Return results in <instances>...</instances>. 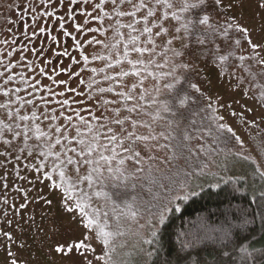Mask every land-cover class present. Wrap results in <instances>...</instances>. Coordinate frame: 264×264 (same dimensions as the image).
Masks as SVG:
<instances>
[{
	"label": "rangeland",
	"instance_id": "374dc122",
	"mask_svg": "<svg viewBox=\"0 0 264 264\" xmlns=\"http://www.w3.org/2000/svg\"><path fill=\"white\" fill-rule=\"evenodd\" d=\"M64 3L67 4V0ZM261 5H264V0H222L220 11L233 25L228 31L247 28L244 36L253 43L264 45V6ZM73 9H76L75 18ZM64 13L65 8L56 0H0V41H9L8 44L0 43V63L15 62L22 54L26 57L22 63L29 67L24 69L17 65L14 71L26 73V78L36 76L31 71L33 68L45 69L48 76L57 81L68 80V73L61 71L64 67L80 72V67L70 56L83 57L87 54L84 49L89 45L85 42L82 48H78L72 37L61 33L72 31L69 25L74 27L80 23L81 13L75 3L68 7L67 23L60 19ZM224 18L219 24L226 28ZM120 23H127V20L120 18ZM60 24H64V28ZM98 24L99 21H93L91 26L94 28ZM149 27L155 31L154 25ZM38 28L45 31L40 32ZM121 31L127 34L130 30L122 28ZM147 35L141 36V41ZM72 36H78L81 41L86 37L91 39L87 31L83 34L73 32ZM96 37L105 43L115 42L111 31L107 35L96 33ZM154 38L159 44V37ZM224 40L221 36L208 46L219 55H214L207 48L201 49L198 57L187 59L189 67L186 69L175 68L171 51L166 53L169 60L163 71H175L177 79L148 77L140 88V92L146 95L145 100L139 101L143 107L138 108L139 114L131 113L132 118L138 120L136 128H129L128 120L122 126L129 132L134 131L137 137L148 136L149 139H126L124 144L130 148L128 152L102 140L109 151L100 149L94 152L92 159L95 163L85 166L86 170L82 167L81 174L74 175L80 181L75 187L76 192L68 193L66 185H62L61 199L69 205L66 209L58 212L50 208L49 202L38 196L37 184L26 180L18 183L13 177L16 172L14 175L5 174L7 186H0V264H141L143 255L147 254L145 245L149 244L152 231L162 223L159 217L165 206L169 209L166 217L173 209L180 208L201 185H218L229 176L243 178L245 174L242 171L250 164L264 175V66L257 63L258 57L245 40H241L239 45L233 43L227 51L222 43ZM91 47L99 48L102 55L109 51L101 45L93 44ZM120 47H123V41ZM175 47L178 49L179 45ZM64 50L70 55H63ZM163 50L157 49L158 52ZM221 55L226 59H221ZM261 55L264 56V52ZM118 58L124 60L123 55ZM156 60L165 63L160 56ZM124 63L127 64V60ZM93 67L97 68L96 72H91ZM103 67L99 60L83 62L82 78L92 88L77 87L78 92L84 91V97H77L82 103L73 104L71 94L65 92L69 97V111L75 108L94 125L97 122L88 112L96 113L97 110L86 98H94L98 83L107 85L109 82L108 86L120 87H116L117 91L127 90L113 81L104 80L105 75L115 76L116 73L107 69L101 72ZM114 67L120 69L122 66L114 63ZM153 70L159 77L160 70ZM36 78L44 84L50 83L45 76ZM75 79L73 76L72 80ZM184 80L191 93L184 96L185 105L180 107L181 110L178 112L174 108L175 111L170 110L169 115V111L162 110V103L167 101L164 96L169 90L165 84L177 86ZM69 86L74 85L70 83ZM55 88L63 91L64 86L57 84ZM41 94L34 93L38 98ZM153 98L160 103H151ZM136 103V100L132 101V105ZM175 104L177 106V101L173 100ZM176 117L180 118L179 126ZM109 126L117 129L114 124ZM81 130L91 139L85 129ZM20 146L25 150L20 157L28 166L32 159L26 158L27 145ZM100 152L109 157V161L99 159ZM22 165L18 163L16 169ZM93 168L101 171H93ZM85 172L91 179L88 189L80 179ZM58 179L52 176L53 182L57 183ZM262 189L264 191V182ZM102 197L107 202L114 201V204L102 208ZM89 204H96V207L89 208ZM69 208L72 211H68ZM82 241L87 247H77Z\"/></svg>",
	"mask_w": 264,
	"mask_h": 264
},
{
	"label": "snow or ice",
	"instance_id": "6c2138e0",
	"mask_svg": "<svg viewBox=\"0 0 264 264\" xmlns=\"http://www.w3.org/2000/svg\"><path fill=\"white\" fill-rule=\"evenodd\" d=\"M56 3L65 8L64 16L60 17L61 20H65V23H67L65 18L68 16V7L74 3L77 5V9L81 13V22L75 24L74 27L69 25L72 31L61 33V35L72 37L75 40V46L78 48H82L86 42L89 45L88 49H84L87 54L79 59L70 56V59L74 60L81 70L80 72H74L64 67L61 71L68 73V80L61 79L59 81L48 76L43 68L39 70L31 69L32 72L36 73V76L30 78H26V73L14 71L17 65L24 69L29 67L28 64L22 63L26 59L22 54L15 59V62L8 60L7 63H0V69H2L0 70V148L4 150L0 152V159H2L0 168H7L8 157L14 151L23 154L25 150L20 145L32 140L33 135L36 136V140L33 142L32 151L27 153L28 157L36 158V153L40 149L39 141L46 138L44 143H47L50 149L58 148L59 150L55 152V155L59 158L63 153L64 160L68 164L76 166L75 170L77 172L80 171L81 167L91 166L95 163L92 159L94 152L100 149L109 151L107 145L101 143L102 140L107 141L108 145L115 144L125 152L130 151V148L125 147L124 141L126 139L148 140V136L137 137L134 131L129 132L122 126L128 120L130 121L128 127L136 128L138 120L133 119L131 113L136 112L139 114L138 108L143 107L139 104V101L145 100L146 95L140 92V88L143 87V82L148 77H153V79H166L168 77L177 79L175 71H163L169 60L166 56L168 51H171L174 67L186 69L189 67V64L186 63L187 59L190 56L198 57L201 49L207 48L214 55H219L208 46L213 45L216 40L223 36L225 40L222 43L225 51L230 50L233 43L239 45L241 40H245L258 57L257 63L264 66V56L261 55V52H264V45L253 43L250 38L245 37L244 33L248 31L247 28L241 27L238 31L231 33L228 31V29L233 28V25L224 18V14L220 11L222 0H67V4L64 3V0H56ZM81 4L88 7H81ZM75 12L76 9H73L72 15L74 18ZM138 14L139 19H137ZM120 18H125L127 23L121 24ZM221 18H224L226 28L219 24ZM93 21H99V24L94 28L91 26ZM149 25H154L155 31ZM60 27L64 28V24H60ZM122 28L130 31L126 34L121 31ZM38 31L43 32L45 29L38 28ZM85 31L91 34V39L86 37L85 41H81L78 36H72L73 32L83 34ZM109 31L113 33L114 43L111 41L105 43L104 40L97 39L96 33L103 32L107 35ZM145 33L148 35L141 41L140 37L144 36ZM35 34L34 32L33 35ZM154 37H159V44H157ZM236 37H239V39ZM122 41L123 47L121 48ZM0 43L8 44L9 41L4 39ZM93 44L101 45L104 49L109 50L108 54H100L99 48L91 47ZM177 44L179 45L178 49L175 47ZM158 48L164 50L158 52ZM62 54L65 56L70 55L67 50H64ZM8 55L12 54L9 53ZM119 55H123L124 60H127V64L124 63V60L118 58ZM157 56L163 58L165 63H158ZM220 58L226 59L223 55ZM90 59L99 60L103 63L104 67L100 68L101 72L107 69L116 73L115 76L105 75L104 80L113 81L121 85L122 89H127L126 91L116 92V96L110 99H105L104 94L115 91L111 86L94 89L97 95L94 98L87 97L86 99H89L91 106L97 110L96 113L88 112V115L97 122L95 125L92 121L86 120L75 108L69 111V97L65 96V92L70 93L73 104L82 103L77 97H84V91L78 92L77 87L84 85L85 89L92 88V85L82 78L84 74L83 62H88ZM241 59H244V57H241ZM176 60H179V63H176ZM113 61L122 67L116 69ZM153 69L160 70L159 77ZM96 71L97 68H91V72ZM41 75L47 77L50 83L44 84L36 78ZM18 76L26 85L24 95H21L19 87L14 86V81ZM73 76L76 77L75 80H72ZM118 77L128 79L122 80ZM30 80L31 82H29ZM70 83L74 86H69ZM93 83H98V81H93ZM57 84L64 86L63 91L56 90L55 85ZM165 87L172 89L175 85L168 83L165 84ZM28 89H31V91H28ZM156 91L159 92L160 89L157 88ZM34 93L42 94L37 100ZM25 95L30 98L26 99ZM57 96L60 97L59 100L55 99ZM121 99L125 101L136 100L137 103L133 104L132 107H127V104L121 105L119 103ZM172 100L177 101L180 105L185 103V98L179 94L173 96ZM151 103L159 104L160 101L153 98ZM125 108L127 115L122 111ZM162 110L165 112L170 111L171 104L168 101L163 102ZM177 111L179 112V108ZM179 119V117H176L177 126H179ZM54 120H60V123L53 125L52 121ZM41 123L48 131L41 130ZM110 123L117 126L118 132L117 129L109 126ZM82 128L91 135V139L84 135ZM102 130H106V132ZM30 133L32 135H29ZM151 138L155 139V137ZM112 150L114 151V149ZM135 155L138 156L139 153L136 152ZM99 159L109 161V157L104 156L102 152H100ZM121 163L123 164V160H121ZM34 167L37 172H40L39 167ZM93 171L99 172L101 170L93 168ZM108 171L111 172L112 169H108ZM45 175L47 174L45 173ZM168 210L165 206L161 212L159 217L161 222L165 219V213ZM68 211H72V209L69 208ZM104 242L107 243V241ZM77 247H87V245L82 241ZM59 250L63 251V249ZM261 264H264V260L261 261Z\"/></svg>",
	"mask_w": 264,
	"mask_h": 264
},
{
	"label": "trees",
	"instance_id": "16d2710c",
	"mask_svg": "<svg viewBox=\"0 0 264 264\" xmlns=\"http://www.w3.org/2000/svg\"><path fill=\"white\" fill-rule=\"evenodd\" d=\"M106 83L107 85L99 83L98 85L108 88L109 82ZM14 86L21 89V95L25 94L26 85L23 80H15ZM116 92L118 91L106 93L104 98H113ZM189 93H191L190 86L184 80L169 89L164 100L171 104V110L174 108L181 110L182 105L178 102L177 106L173 105L172 97L179 94L184 98ZM93 95L92 97H95L97 93L94 92ZM25 98L30 97L25 95ZM119 103L127 104V107L133 106L132 101L123 99ZM122 111L128 114L126 108ZM169 115H171L170 111ZM59 123L60 120L52 121L53 125ZM41 130L48 131L43 123ZM44 139L46 138L39 141V152L36 153L35 159L30 157L32 161L28 166L25 160L21 159L20 152H13L8 157L7 168H0V186L5 188L7 185L5 174L14 175L16 172L13 177L18 183L26 180L37 184L38 196L49 202L50 208L53 207L60 212L69 206L61 199V193L64 191L62 185H66L65 190L68 193L74 194L75 187H78L80 182L74 175L81 174L82 167L77 172L76 166L68 164L63 158V153L58 158L55 152L59 149H50L48 144L44 143ZM35 140L36 136L33 135L32 140L26 142V158H28L27 153L32 151ZM3 151V148H0V152ZM18 163L23 165L17 170ZM34 166L39 167L40 172H37ZM247 169L250 176L246 172ZM247 169L242 171L245 174L243 178L229 176L218 185L208 183L201 185L183 201L180 208L170 211L160 227L152 231L150 243L145 245L147 254L143 255L141 264H261L264 260L262 255L264 253V191L262 189L264 175L252 164L247 166ZM53 175L59 177L57 183L52 181ZM80 179L86 183V189L91 186V179L87 178L86 172ZM100 202L102 208H109V205L114 204V201L107 202L103 197ZM88 206L93 208L96 204ZM147 259L148 263H146Z\"/></svg>",
	"mask_w": 264,
	"mask_h": 264
}]
</instances>
